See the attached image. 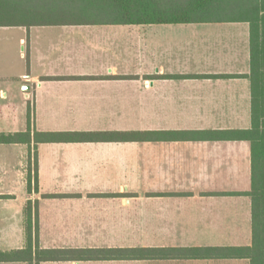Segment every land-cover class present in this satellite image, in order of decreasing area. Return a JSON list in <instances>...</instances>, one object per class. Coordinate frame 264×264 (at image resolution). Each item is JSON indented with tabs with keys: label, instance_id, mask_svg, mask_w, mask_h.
<instances>
[{
	"label": "crops",
	"instance_id": "crops-1",
	"mask_svg": "<svg viewBox=\"0 0 264 264\" xmlns=\"http://www.w3.org/2000/svg\"><path fill=\"white\" fill-rule=\"evenodd\" d=\"M187 7L0 0V252L26 247L28 200L38 249L70 250L37 261L33 246L31 261L0 264H251L236 256L253 254L251 143L232 132L251 128L264 0L169 21L193 19ZM28 129L113 137L5 140Z\"/></svg>",
	"mask_w": 264,
	"mask_h": 264
},
{
	"label": "trees",
	"instance_id": "trees-1",
	"mask_svg": "<svg viewBox=\"0 0 264 264\" xmlns=\"http://www.w3.org/2000/svg\"><path fill=\"white\" fill-rule=\"evenodd\" d=\"M199 1L201 3L199 4ZM254 9V8H253ZM175 11V15L179 14ZM186 18L179 19L175 16L170 22H189L216 20V15H222L231 12L230 0H189V7ZM219 19V18H218ZM255 39L251 40V63L252 76L261 75L260 79L252 81V99H251V128L248 130L234 131L239 138L249 140L251 143V168H252V186L248 193L252 199V219L254 226L253 254L236 255L250 258L251 264H264V50L260 44H256ZM254 77V76H253ZM141 133L128 132L120 135L121 139L135 140L140 138ZM111 133H90V132H38L34 131L31 135L30 129L24 133H15L5 138L10 142H64V141H87V140H111ZM31 163L28 168L27 190L31 192L37 190L36 174V155L34 154V173L31 174ZM51 197L53 195H44ZM24 229L26 235V247L22 250H16L8 255L0 252V261H31L34 257L37 261L52 259L56 253L70 252L65 250H41L37 247L38 232V202L37 200H28L24 206ZM238 250H246L244 248ZM250 250V249H249ZM110 250H96V252H106ZM149 251V249H126L127 255H135L138 252ZM251 251V250H250ZM111 252V251H110Z\"/></svg>",
	"mask_w": 264,
	"mask_h": 264
}]
</instances>
